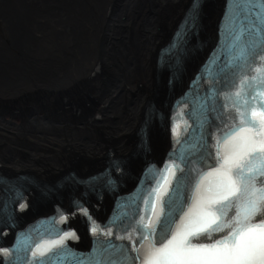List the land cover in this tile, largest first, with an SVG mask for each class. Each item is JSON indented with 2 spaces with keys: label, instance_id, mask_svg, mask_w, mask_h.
<instances>
[{
  "label": "bare ground",
  "instance_id": "obj_1",
  "mask_svg": "<svg viewBox=\"0 0 264 264\" xmlns=\"http://www.w3.org/2000/svg\"><path fill=\"white\" fill-rule=\"evenodd\" d=\"M55 1L56 15L29 14L17 34L7 27V16H0V172L48 179L73 171L88 177L106 166L110 143L120 160L139 153L131 165L121 160L122 178L136 175L139 160L168 147L161 117L150 118L146 108L155 104L156 111L164 110L166 94L156 92L173 93L183 84L192 71L185 59L198 53L195 42L201 52L209 46L218 11L202 16L206 24L197 35L189 33L175 76L168 77L158 67L159 50L173 38L192 0ZM202 5L208 6L203 2L198 13ZM68 89L77 111L71 103L50 109L46 102L25 100L37 92ZM140 129L144 151L136 148V137L133 146L128 142ZM75 154L94 166L76 170ZM100 188L94 193L105 207Z\"/></svg>",
  "mask_w": 264,
  "mask_h": 264
},
{
  "label": "snow or ice",
  "instance_id": "obj_2",
  "mask_svg": "<svg viewBox=\"0 0 264 264\" xmlns=\"http://www.w3.org/2000/svg\"><path fill=\"white\" fill-rule=\"evenodd\" d=\"M197 10L198 0H192L185 27L194 22ZM223 23L228 25L226 43L221 48L226 59L221 62L219 57L215 58V63L222 67L208 81L206 94L194 97L189 115L194 117L196 108L214 111L209 106L216 105L222 97L221 109L233 108L236 122L220 137L214 132L208 134L216 141L214 157L206 142L199 148L193 145L194 151L182 158L173 154V162H166V168L158 170L162 174L170 171L175 177L174 181H168L171 189L163 187V181L153 175L149 179L155 180V185L137 193L136 199L128 198V210L133 217L139 216L133 224L141 237L145 234L159 237V245H149L142 259L139 255L131 257L133 264L137 260L140 264H264V0H225ZM221 88L226 91H220ZM258 94L261 101L257 106ZM220 119L223 124L232 117L226 114ZM209 159L215 167L206 170L197 167ZM112 167L119 171L118 163ZM209 176L212 179L205 185ZM164 179L167 180L166 175ZM10 192L19 195L15 189ZM161 198L163 216L155 221L149 217L145 223L137 200H146L155 209ZM188 199L193 200L195 210L185 213L186 218L181 217L183 222L173 230L175 218ZM233 202L235 214L226 219ZM24 206L19 204L21 208ZM77 207L87 214L86 209ZM7 212V203L0 202V214ZM126 216L127 212L121 217V224ZM59 219L65 217L60 215ZM108 223L116 221L110 219ZM91 230L96 234V228ZM213 233L222 234L212 237ZM69 235L76 238L69 231L59 239L41 241L35 246L18 238L11 248H0V264H64V258L69 256L74 257L72 264H128L127 251L119 258L114 255L119 248L106 239L113 235L110 228L100 229L93 249L78 254V258L63 243ZM115 239H121L119 233Z\"/></svg>",
  "mask_w": 264,
  "mask_h": 264
},
{
  "label": "water",
  "instance_id": "obj_3",
  "mask_svg": "<svg viewBox=\"0 0 264 264\" xmlns=\"http://www.w3.org/2000/svg\"><path fill=\"white\" fill-rule=\"evenodd\" d=\"M42 0L36 1V3L31 2V0H0V16H7L6 24L12 33L19 31L29 14L40 12L42 15L44 13L54 15L57 8H54V4H41ZM35 10L36 12H32ZM14 19V20H12ZM14 21V23H13Z\"/></svg>",
  "mask_w": 264,
  "mask_h": 264
}]
</instances>
